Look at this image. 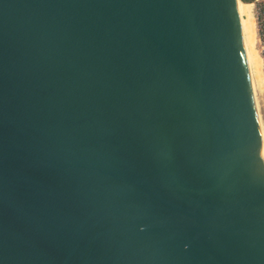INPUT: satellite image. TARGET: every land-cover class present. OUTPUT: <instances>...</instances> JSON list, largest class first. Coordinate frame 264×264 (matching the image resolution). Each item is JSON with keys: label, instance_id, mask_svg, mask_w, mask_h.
I'll list each match as a JSON object with an SVG mask.
<instances>
[{"label": "water", "instance_id": "water-1", "mask_svg": "<svg viewBox=\"0 0 264 264\" xmlns=\"http://www.w3.org/2000/svg\"><path fill=\"white\" fill-rule=\"evenodd\" d=\"M236 1L0 0V264H264Z\"/></svg>", "mask_w": 264, "mask_h": 264}, {"label": "bare ground", "instance_id": "bare-ground-1", "mask_svg": "<svg viewBox=\"0 0 264 264\" xmlns=\"http://www.w3.org/2000/svg\"><path fill=\"white\" fill-rule=\"evenodd\" d=\"M236 5H237L238 14H239L240 28H241L242 38H243V46H244L245 56H246L247 65L249 69L250 80H251V88H252V92L254 96V92H255L254 87H255L256 79L262 82V77H261L262 57H261L260 52H259L260 56L258 54L259 49H258V44H257V38H256V46H257L258 51L255 49L256 31H255V20H254V14H253L254 11L252 12L253 3H245L241 0H237ZM260 57H261V60H260ZM262 65H263V62H262Z\"/></svg>", "mask_w": 264, "mask_h": 264}, {"label": "rangeland", "instance_id": "rangeland-1", "mask_svg": "<svg viewBox=\"0 0 264 264\" xmlns=\"http://www.w3.org/2000/svg\"><path fill=\"white\" fill-rule=\"evenodd\" d=\"M242 1V0H241ZM256 0L250 1V3H253L252 6V12L254 11V4ZM254 14V12H253ZM255 20V18H254ZM255 31H256V25H255ZM255 49L258 51L257 46H256V35H255ZM259 54V51H258ZM260 56V54H259ZM261 60V57H260ZM261 77H262V82L256 79L255 81V87H254V100H255V105L257 109V114L259 118V123H260V128L262 132V137H263V145H264V67L262 65V60H261ZM261 83H259V82ZM257 82V83H256ZM259 84V85H258ZM261 84V85H260Z\"/></svg>", "mask_w": 264, "mask_h": 264}, {"label": "built area", "instance_id": "built-area-1", "mask_svg": "<svg viewBox=\"0 0 264 264\" xmlns=\"http://www.w3.org/2000/svg\"><path fill=\"white\" fill-rule=\"evenodd\" d=\"M256 38L264 67V0H256L254 4Z\"/></svg>", "mask_w": 264, "mask_h": 264}, {"label": "trees", "instance_id": "trees-1", "mask_svg": "<svg viewBox=\"0 0 264 264\" xmlns=\"http://www.w3.org/2000/svg\"><path fill=\"white\" fill-rule=\"evenodd\" d=\"M242 1L245 3H250V1H253V0H242Z\"/></svg>", "mask_w": 264, "mask_h": 264}]
</instances>
